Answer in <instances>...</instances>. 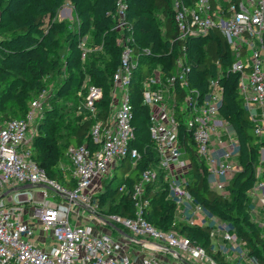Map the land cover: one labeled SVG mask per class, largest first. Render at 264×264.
<instances>
[{"label": "built area", "instance_id": "built-area-1", "mask_svg": "<svg viewBox=\"0 0 264 264\" xmlns=\"http://www.w3.org/2000/svg\"><path fill=\"white\" fill-rule=\"evenodd\" d=\"M172 7L177 34L169 37L166 54L174 58L173 65L150 62L144 65L149 74L143 75L141 81L142 104L149 108V133L157 161L141 173L131 191L126 185L120 188L131 195L134 216L103 215L99 202L94 206V201H100L97 195L104 181L124 161L129 160L134 167L142 160L134 146L137 130L130 85L144 57H161V53L137 43L129 3L116 0L112 30L118 34L116 43L122 55L112 78L113 115L94 123L90 131L92 146L69 147V174L74 188L50 178L32 156L46 90L31 102L24 118L0 125V264H176L175 259L191 264H220L196 240L177 231L158 229L146 219L152 194L158 190L151 187L158 181L165 187L167 199L175 203V221L210 228L212 240L217 239L216 251L228 261L257 264L248 241L240 238L228 222L197 203L187 189L193 158L189 157L184 138L199 165L207 168L211 188L227 195L242 166L236 133L220 114L224 101L223 66L217 62L218 75L209 79L205 91L191 88L192 66L187 48L191 39H204L218 32L227 40L233 55L228 72L240 74L238 91L260 146V162H264V0H172ZM79 47L83 61L103 49V45H89L87 38ZM85 88L87 94L78 114L85 112L97 118L104 92L96 85ZM181 91L184 95L180 101ZM37 187L44 189L36 194L33 188ZM47 190L61 200L50 199ZM247 197L251 221L264 241V166L256 169V180ZM27 206L34 222L27 218ZM84 214L88 216L87 223ZM38 229L49 234L53 244L48 249L35 244ZM133 245L147 253L137 251Z\"/></svg>", "mask_w": 264, "mask_h": 264}, {"label": "trees", "instance_id": "trees-1", "mask_svg": "<svg viewBox=\"0 0 264 264\" xmlns=\"http://www.w3.org/2000/svg\"><path fill=\"white\" fill-rule=\"evenodd\" d=\"M69 1L78 15L77 30H69L67 22H52ZM89 1L90 4L84 7V0H0V38L3 37L0 42V89L9 102L8 110L16 115L15 118L5 116V121L24 118L31 102L47 89L48 77L66 74L62 77L51 106L44 109L42 118L37 122L32 156L50 178L70 188H74L75 183L69 174L71 163L68 149L84 144L92 146V126L98 119L107 120L111 116L112 78L121 64L122 55V49L116 43L118 34L112 30L115 20L111 14L115 12L116 0ZM127 1L137 43L143 48H151L153 53H161V57L156 54L144 57L130 85L137 130L134 146L141 152L142 160L134 167L129 160L124 161L115 169L113 176L104 181L103 193L99 196L100 208L105 202H110L107 215L131 218L135 214L134 202L131 195L125 194L120 188L126 185L131 191L141 173L157 161L149 133V108L142 104L141 98V81L143 75L149 74L145 73L144 65L150 62L173 65L174 58L166 53L170 45L169 37H175L177 30L172 0ZM85 38L89 45H103V49L91 53L83 61L79 44ZM187 48L192 66L189 74L191 88L205 91L209 79L218 75L217 62L223 66L221 82L224 101L220 114L231 124L238 138L242 171L233 179L227 195L216 192L210 186L207 168L199 165L184 138L189 157L193 158V170L186 187L197 203L210 214L228 222L240 238L248 241L250 254L256 257V263L264 264V241L259 228L251 221V204L247 197V191L256 180V169L264 166V162H260V146L252 133V123L238 91L240 74L228 72L234 59L227 40L218 32H212L204 39H191ZM86 80L90 85L101 87L104 92L103 99L98 103L97 118L85 112L78 114V108L87 94ZM182 95L183 91L180 101ZM62 98L74 102L75 106L70 111L75 112L73 120L67 121L66 114H58L56 103ZM64 122L66 135L61 138L58 131ZM181 131L184 135L186 128L183 127ZM63 160L68 161L67 168H63ZM115 182H118L116 187ZM153 188L158 190L152 194V206L146 214V219L152 225L164 231H177L196 240L220 264H242L230 262L216 251L210 228L175 221L176 206L167 199L165 187L158 181Z\"/></svg>", "mask_w": 264, "mask_h": 264}, {"label": "rangeland", "instance_id": "rangeland-1", "mask_svg": "<svg viewBox=\"0 0 264 264\" xmlns=\"http://www.w3.org/2000/svg\"><path fill=\"white\" fill-rule=\"evenodd\" d=\"M89 0H84V7L88 6L90 3ZM67 22L69 24V30H77L79 28V19H78V15L75 11V8L72 4L71 1L67 2L59 11L58 14L56 16V18L54 20H52V22ZM5 36L7 37L8 35L5 34ZM3 38V37H2ZM2 38H0V42L2 40ZM61 43H63V39L61 41ZM65 51H63L62 54H64ZM65 75L61 76L59 74H52L51 76L48 77V79L46 80L47 83V89L45 92V97L42 99V111H44L45 108H49L51 106L52 100L55 99L56 96V91L58 89L59 84L62 82V77H65ZM85 85H90L87 80ZM3 91L2 89H0V125L3 124V122L6 120L5 116L9 117V118H15L16 115L12 114L8 108L10 107V105L8 104L9 102L6 101V98H4L3 96ZM117 97L120 98L121 97V93L117 94ZM81 105V104H80ZM74 102H72L71 100H66V99H60L57 101L56 103V107H57V111L58 114H66V120H73V118L75 117V112H70L72 108H74ZM6 113H8L7 115H5ZM113 115V112L111 110V116ZM64 116V117H65ZM66 121V122H67ZM65 122L63 124H60L61 128L58 131V135L63 138L66 135V130L64 129L65 126ZM34 132V131H33ZM37 133V132H36ZM67 160H63L62 162V166L63 168H67ZM119 175V173H118ZM107 182V181H106ZM105 182V183H106ZM118 184V182H115V187ZM51 192V191H49ZM53 192L49 193L52 194ZM95 200V199H94ZM99 201L95 200L94 201V206L98 203ZM109 206H110V202H105L104 204L101 205V209H100V213H102L103 215H107L108 211H109ZM71 219L74 221L75 220V215L72 214L71 215ZM142 239H146V238H142ZM37 245V247L39 248H45L44 244L41 243H35ZM213 244H217V239L214 238L213 239ZM134 249H136L137 251L141 252V253H147V251L145 249H143L140 246L137 245H133ZM169 256H172V254H169ZM174 262L176 264H191L190 261H186V260H177L175 259ZM233 262V261H230ZM242 264H250L249 260H245L244 262H241Z\"/></svg>", "mask_w": 264, "mask_h": 264}, {"label": "crops", "instance_id": "crops-1", "mask_svg": "<svg viewBox=\"0 0 264 264\" xmlns=\"http://www.w3.org/2000/svg\"><path fill=\"white\" fill-rule=\"evenodd\" d=\"M41 189L43 190L44 188H38V187L37 188H33V192H35L36 194H39V192H40ZM49 191L50 190H47L48 197L50 199L55 200V201H60L61 200V198L58 197V196H56L54 193H52V194L49 195V193H51ZM102 193H103V190L97 195V197H99ZM27 208H28V217L27 218L30 219L32 222H34L35 219L34 218H30V217H32L31 208H29V206H27ZM84 218H85V221L84 222L87 223L88 220H89V219H87L88 218L87 214H84ZM95 222H97V220ZM48 235L49 234H43V233H41L40 230L38 229L37 232H36L35 237L33 238V240H34L35 243L44 244L45 245V248L44 249H48L53 244V242L50 240V238L48 237Z\"/></svg>", "mask_w": 264, "mask_h": 264}, {"label": "water", "instance_id": "water-1", "mask_svg": "<svg viewBox=\"0 0 264 264\" xmlns=\"http://www.w3.org/2000/svg\"><path fill=\"white\" fill-rule=\"evenodd\" d=\"M23 188H27V186H25V187H23ZM139 244H141L140 242H139ZM142 245V244H141Z\"/></svg>", "mask_w": 264, "mask_h": 264}]
</instances>
